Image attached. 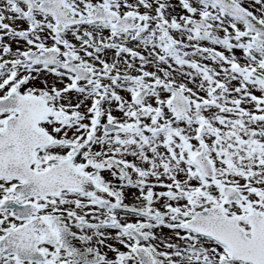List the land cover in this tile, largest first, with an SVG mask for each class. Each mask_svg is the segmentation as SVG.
I'll return each instance as SVG.
<instances>
[{
  "label": "snow or ice",
  "instance_id": "obj_1",
  "mask_svg": "<svg viewBox=\"0 0 264 264\" xmlns=\"http://www.w3.org/2000/svg\"><path fill=\"white\" fill-rule=\"evenodd\" d=\"M0 264H264V0H0Z\"/></svg>",
  "mask_w": 264,
  "mask_h": 264
}]
</instances>
